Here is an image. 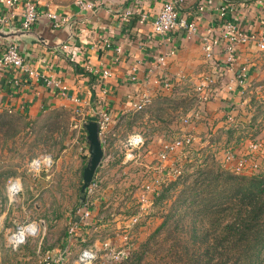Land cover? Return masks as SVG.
Wrapping results in <instances>:
<instances>
[{
	"label": "rangeland",
	"instance_id": "obj_1",
	"mask_svg": "<svg viewBox=\"0 0 264 264\" xmlns=\"http://www.w3.org/2000/svg\"><path fill=\"white\" fill-rule=\"evenodd\" d=\"M181 90V96L161 95L157 103L141 111H127L112 118L97 170L98 186L84 199L90 212L87 220L82 219L77 209L83 167L88 159V156L83 161L75 158L76 153H83L82 146H88L85 130L74 127L78 115L70 110L50 111L38 120L27 121L0 112V243L4 250L0 264H45L46 256L56 257L66 248L68 231L75 222H81V227L71 238L73 244L66 263L73 264L82 248L90 246L100 251L104 243L116 249L127 244L128 256L133 251L139 252L144 259L142 264H160L168 257L172 261L180 257L186 244H191L186 233L206 225V219L199 217V204L196 200L191 204L193 196L186 200L192 193L190 185L201 181L200 171L220 169L247 175L264 172V86L248 97L250 111L239 109L231 127L219 125L214 133L210 121L187 116L197 100L194 85ZM186 119L191 122L186 123ZM200 122L202 131L196 132L192 126ZM69 132L76 141L68 139ZM191 132L201 139L170 153L165 162L158 159L164 142ZM137 133L143 136L144 144L130 152L127 137ZM202 139L204 144L200 142ZM247 140L259 144L254 152L242 151ZM66 147L69 149L63 155ZM227 153L234 157L227 160ZM240 156H245L246 167L235 171V159ZM35 158L49 161L41 164L39 170L31 169ZM33 176L37 180L36 197L26 199V194L22 200L20 195L13 200L7 198L9 180L22 178L30 184ZM156 179L158 187L147 194L148 202H142L144 185ZM8 201L11 209L6 211ZM21 203L29 208L22 210ZM218 218L220 225L216 222L214 225L217 230L229 216L224 213ZM28 224H32L30 228L38 226L43 235L39 243L38 237L29 236L19 246L25 257L22 261L6 246V236L18 225ZM5 229H9L7 234Z\"/></svg>",
	"mask_w": 264,
	"mask_h": 264
},
{
	"label": "crops",
	"instance_id": "obj_2",
	"mask_svg": "<svg viewBox=\"0 0 264 264\" xmlns=\"http://www.w3.org/2000/svg\"><path fill=\"white\" fill-rule=\"evenodd\" d=\"M28 1L20 0L10 23L2 25V31L6 33L0 35V52L11 42L17 44L24 62L36 74L29 75L14 67L0 68V112L18 115L31 121L38 120L50 111L61 113L70 110L75 114L77 105L84 111L102 105L110 111L112 118H115L132 111L131 104L138 91H149L152 101L147 106H150L157 103L161 95L181 96L182 88L192 84L195 86L197 78L207 71L206 60L196 36H186L181 31H172L165 36L153 33L151 21L166 0H99V5L92 11L80 10L74 0H30L42 15L28 33L18 35L15 28L19 26L23 4ZM175 1L181 15L191 18L199 14L201 26L215 23L218 18V6L224 5L226 18L239 26L252 31H258L262 27L259 18L264 15V7L260 5L259 0ZM200 6H203L202 10H199ZM126 8L131 10V14L128 19H123L121 14ZM48 11L66 18V21L60 27L54 28L52 20L44 15ZM4 14L6 8L0 4V16ZM142 15L144 20H141ZM104 38L111 41V47L103 44ZM62 42L69 46L68 51L62 48ZM117 46L121 48L119 54L114 49ZM168 47H173L174 53L168 57L162 71L169 75L172 86L165 90L153 84L144 85V81L150 76L148 71L153 67L154 57L166 52ZM236 50V64L246 66L248 77L242 94L237 90L225 93L223 86L230 77V72L217 80L216 89L204 106V113L200 118L210 121L212 133L219 125H224L225 129L231 127L237 119L236 112L238 113L239 109L247 108L250 111L248 97L257 88L264 86V48L259 50L253 43H249L237 45ZM116 57L118 60H115ZM133 67L136 75L134 81L130 78ZM103 69L110 70L112 76L99 83ZM156 71L154 69V72ZM45 78L59 80L66 85L68 96L80 97L79 103L75 104L58 89L46 85ZM191 109L188 113H191ZM229 110L233 118L231 121L225 118ZM202 124L203 122H200L192 128L201 132ZM72 132L67 134L68 139L76 141ZM190 134L195 140L201 139L192 132ZM200 142L205 143L204 139ZM249 144L250 141H245L241 147L242 151L254 152L255 149H250ZM81 148L83 153H76L75 158H81L83 161L88 156V146ZM68 149H63V155ZM75 173L77 175V171ZM18 180L22 187L18 194L20 200L25 198L26 194V199L37 196L36 177L33 176L30 184H26L22 178ZM72 191L71 187L70 193ZM6 193L9 199L7 186ZM5 207L6 211L11 209L10 201ZM20 207L24 211L29 208L24 203H21ZM5 231L7 234L9 229ZM40 232L41 229L36 226L34 233L29 236L38 237L39 243L43 235H40ZM67 241L64 244L65 249H69L73 244L70 237ZM5 244L14 250L22 261L25 259L19 247L12 248L8 240ZM2 247L0 243V256H4ZM73 264H76L75 261Z\"/></svg>",
	"mask_w": 264,
	"mask_h": 264
},
{
	"label": "built area",
	"instance_id": "obj_3",
	"mask_svg": "<svg viewBox=\"0 0 264 264\" xmlns=\"http://www.w3.org/2000/svg\"><path fill=\"white\" fill-rule=\"evenodd\" d=\"M20 0H0L6 8V14L0 16V26L8 25L14 16V9L17 8ZM259 3L264 7V0H259ZM74 4L80 10L92 11L99 5V0H74ZM203 6L199 7L202 10ZM131 14V10L126 8L122 12L121 17L123 19H128ZM42 14L37 10V7L33 1H28L23 4L21 18L19 21V26L22 29H29L32 27ZM50 20H52V26L54 28L60 27L66 18L59 16L58 14L48 11L44 14ZM141 20H144V15H142ZM201 16L195 14L193 17L188 18L180 14L176 7L175 0H166L159 11L157 12L154 19L151 21V26L153 28V33L158 36L168 35L169 32H183L186 36H196L198 38L203 56L206 60L207 71L201 74L195 82V91L197 93V100L195 106L191 109V113L187 116L193 117L195 119H200L204 113V106L212 97V92L216 89V83L219 78L224 77L229 72L231 73L228 77L227 82L224 84L223 89L225 93L238 91L242 94V89L246 83V78L248 74L246 72L245 65H237V50L236 46L239 44H249L253 43L257 49L264 48V15L260 16L259 23L262 26L258 31L248 30L242 26H239L236 22L226 18V7L218 6V18L213 24H208L205 26L200 25ZM103 44L106 47H111L112 43L108 38L103 39ZM64 50L69 49L66 44L62 45ZM117 54L121 52V48L117 46L114 48ZM174 53L173 47H168V50L162 54H158L153 59V67L148 71L150 76L144 81V85L153 84L159 86L161 89L168 90L172 86V81L169 75L164 74L162 71L166 66L168 57ZM118 60V57L115 58ZM4 67H14L20 71L34 75L36 72L29 68V66L24 62L23 56L17 44L13 43L6 46L0 52V68ZM154 69L157 71L154 72ZM91 70V69H90ZM111 75L110 70L103 69L100 74L99 83L107 79ZM131 80H136V75L134 74V67L132 68ZM45 84L56 88L63 96H68L67 86L62 84L59 80L47 79L44 80ZM98 83V84H99ZM103 93L105 90L102 91ZM75 104H78L80 97L78 96H68ZM152 101L151 94L148 90L138 91L135 94V100L131 104V110L141 111ZM75 114L78 115V121L74 125L77 129H84L82 122L87 121L88 118L95 120L99 127V137L104 150L106 146L105 136L108 133L109 124L112 122V115L107 108L102 105L90 107L87 111L81 109L80 106L75 107ZM225 118L231 121L232 115L230 110L225 114ZM191 122V121H190ZM189 119H186V123H190ZM195 140V137L190 133H184L181 136L173 138L168 142L162 144L161 149L158 152V159L161 162L168 160L170 153L176 152L178 149L185 145H190ZM144 144V138L141 134H133L127 137L126 146L128 151L132 152ZM258 144L251 143L249 148L254 150ZM128 155V154H127ZM129 155L132 156L130 153ZM234 156L230 153L225 155V158L231 159ZM49 161V158L33 159L31 162V169L39 170L41 164H45ZM245 156H240L235 159L234 170L238 171L246 167ZM256 167V164L254 165ZM154 183L145 184L143 191L140 195V200L142 202H148L149 193H153L156 189L159 180L156 179ZM98 186L97 171L95 172L91 183L85 190V198L89 196ZM7 190L9 195V200H13L22 190L21 183L18 179H12L8 181ZM84 198V199H85ZM82 219L87 220L89 216V209L85 207L84 201L77 208ZM32 224L28 225H18L16 229L9 232L7 235V240L9 245L16 249L22 244H24L30 234L35 230L30 228ZM81 227V222L73 223L68 231V237L70 239L76 234V230ZM129 246L127 244L125 247L116 249L109 246L108 243H104L102 250L98 251L90 246L82 248L77 255V259L74 260L76 264H117L123 260L129 253ZM69 250L65 249L63 252L58 254L56 257L46 256L43 261L45 264H70L66 263L67 255Z\"/></svg>",
	"mask_w": 264,
	"mask_h": 264
},
{
	"label": "trees",
	"instance_id": "obj_4",
	"mask_svg": "<svg viewBox=\"0 0 264 264\" xmlns=\"http://www.w3.org/2000/svg\"><path fill=\"white\" fill-rule=\"evenodd\" d=\"M210 170L200 171L201 181L190 185L192 193L186 198L193 196L191 204L195 200L199 204L197 211L206 219L205 227L186 233L191 244H186L183 256L173 261L168 257L160 264H264V172ZM224 213L229 219L217 230L215 222L220 225L218 215ZM142 260L133 251L117 264H142Z\"/></svg>",
	"mask_w": 264,
	"mask_h": 264
},
{
	"label": "water",
	"instance_id": "obj_5",
	"mask_svg": "<svg viewBox=\"0 0 264 264\" xmlns=\"http://www.w3.org/2000/svg\"><path fill=\"white\" fill-rule=\"evenodd\" d=\"M52 24V23H51ZM2 26H0V35H4L6 32L2 31ZM32 27L29 29H22L20 26L15 28V32L19 35L22 33H28ZM13 44L9 43L7 46ZM64 45L65 43H60ZM19 48V47H18ZM83 128L86 132V144L88 145V159L86 165L83 167L82 172V183L79 189V198L82 203L85 198V190L88 185L91 183L95 172L100 166L103 156L104 150L101 144V140L99 137V127L98 123L95 120H87L82 122ZM34 233V232H33Z\"/></svg>",
	"mask_w": 264,
	"mask_h": 264
},
{
	"label": "bare ground",
	"instance_id": "obj_6",
	"mask_svg": "<svg viewBox=\"0 0 264 264\" xmlns=\"http://www.w3.org/2000/svg\"><path fill=\"white\" fill-rule=\"evenodd\" d=\"M32 228H34V226H33ZM34 231H35V230H34Z\"/></svg>",
	"mask_w": 264,
	"mask_h": 264
}]
</instances>
